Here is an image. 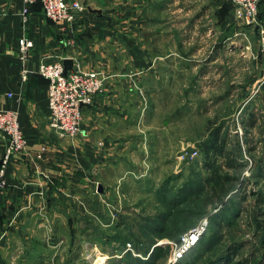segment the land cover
Returning <instances> with one entry per match:
<instances>
[{
    "label": "rangeland",
    "instance_id": "374dc122",
    "mask_svg": "<svg viewBox=\"0 0 264 264\" xmlns=\"http://www.w3.org/2000/svg\"><path fill=\"white\" fill-rule=\"evenodd\" d=\"M163 1L146 41L159 67L175 68L136 89L127 151L97 172L84 216L60 233L64 264H264V30L232 19L228 4L224 58L211 64L221 45L207 35L225 1ZM203 9L214 18L200 27Z\"/></svg>",
    "mask_w": 264,
    "mask_h": 264
},
{
    "label": "crops",
    "instance_id": "0c3cea01",
    "mask_svg": "<svg viewBox=\"0 0 264 264\" xmlns=\"http://www.w3.org/2000/svg\"><path fill=\"white\" fill-rule=\"evenodd\" d=\"M68 1H79L85 11L61 33L39 3L28 7L24 20L22 0H0V109L17 112L28 143L26 152L11 158L0 186V264L70 261L66 236L62 240L60 233L67 229L68 217L84 216L87 189L98 181L97 172L127 151L120 140L131 134L126 121L133 117L136 89L144 87L149 76L156 79L161 73L164 78L162 73L175 68L159 67L160 58L150 54L146 41L152 26L163 23L153 19L154 12L163 13V0ZM224 1V18L216 23L213 36L207 35L215 38V46L228 42L224 33L229 3ZM200 2L192 0V5ZM173 4L180 5L179 0ZM213 18L211 10L203 9L192 20L201 27ZM253 24L260 35L264 0ZM22 37L33 43L24 61L18 53ZM221 46L212 51L211 64L224 58ZM64 60L72 62L71 71H98L106 77L95 103L84 109L82 132L74 138L59 137L49 126L47 81L37 73L42 62ZM5 145L0 134V163ZM107 260L97 264H109Z\"/></svg>",
    "mask_w": 264,
    "mask_h": 264
},
{
    "label": "built area",
    "instance_id": "2783aa9c",
    "mask_svg": "<svg viewBox=\"0 0 264 264\" xmlns=\"http://www.w3.org/2000/svg\"><path fill=\"white\" fill-rule=\"evenodd\" d=\"M227 1L230 5L232 19H243L253 23L258 15L259 4L263 0ZM22 2L24 20L28 7L39 3L44 16L56 25L61 33H66L77 16L85 11L84 5L79 1L22 0ZM32 46L31 40L24 37L19 39L18 53L21 61L27 58ZM37 73L47 81L49 126L59 137H76L82 132L83 111L95 103L97 96L103 90L106 77L98 71L70 70L64 74V66L60 61L40 63ZM0 134L6 140L0 163V186H4L3 177L11 158L28 149V143L19 125L16 111L0 109ZM199 236L196 237V241Z\"/></svg>",
    "mask_w": 264,
    "mask_h": 264
},
{
    "label": "bare ground",
    "instance_id": "6f19581e",
    "mask_svg": "<svg viewBox=\"0 0 264 264\" xmlns=\"http://www.w3.org/2000/svg\"><path fill=\"white\" fill-rule=\"evenodd\" d=\"M196 230L185 235L186 237L183 238V244H184L183 248H185V249L190 248V246L193 245L194 241L196 240V237L201 235V230L198 232H195ZM193 232H195V233H193Z\"/></svg>",
    "mask_w": 264,
    "mask_h": 264
},
{
    "label": "water",
    "instance_id": "95a60500",
    "mask_svg": "<svg viewBox=\"0 0 264 264\" xmlns=\"http://www.w3.org/2000/svg\"><path fill=\"white\" fill-rule=\"evenodd\" d=\"M63 66H64V74H67V72L70 71L72 68V62L70 60H64Z\"/></svg>",
    "mask_w": 264,
    "mask_h": 264
},
{
    "label": "trees",
    "instance_id": "16d2710c",
    "mask_svg": "<svg viewBox=\"0 0 264 264\" xmlns=\"http://www.w3.org/2000/svg\"><path fill=\"white\" fill-rule=\"evenodd\" d=\"M261 228L264 229V226H262Z\"/></svg>",
    "mask_w": 264,
    "mask_h": 264
}]
</instances>
